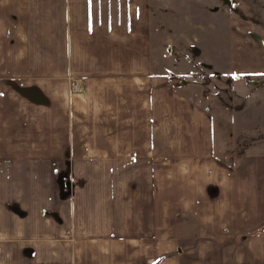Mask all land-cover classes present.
<instances>
[{"label": "crops", "instance_id": "crops-1", "mask_svg": "<svg viewBox=\"0 0 264 264\" xmlns=\"http://www.w3.org/2000/svg\"><path fill=\"white\" fill-rule=\"evenodd\" d=\"M243 16L221 0H0V264H153L186 222L220 264H264V148L238 154L221 134L234 120L178 84L264 73V29Z\"/></svg>", "mask_w": 264, "mask_h": 264}, {"label": "rangeland", "instance_id": "rangeland-1", "mask_svg": "<svg viewBox=\"0 0 264 264\" xmlns=\"http://www.w3.org/2000/svg\"><path fill=\"white\" fill-rule=\"evenodd\" d=\"M221 2L234 9L237 15H244V21L256 22L264 29L262 11L255 0H221ZM253 32L250 31L252 34ZM252 34L250 40L252 47L259 50L260 45L256 39H260L264 44V31ZM185 50L189 52L192 47L185 46ZM239 75V78L233 76L232 80L225 78L213 80L202 74L197 81L199 85L196 86H193L195 84L188 78H178L183 80L178 84L188 83L189 87L197 88L198 92L207 99L205 104L215 113L217 119L234 120V125L230 129L223 123L221 134H231L229 143L231 146H237L238 154L246 149L254 150L261 146L264 148V73ZM188 232L190 235H187ZM180 234H182L181 238L158 239L159 254L153 264H220L221 255L214 254L213 240L194 237L192 225H188V222L181 224ZM224 258L227 262H232L229 256ZM250 263L252 264V261Z\"/></svg>", "mask_w": 264, "mask_h": 264}, {"label": "water", "instance_id": "water-1", "mask_svg": "<svg viewBox=\"0 0 264 264\" xmlns=\"http://www.w3.org/2000/svg\"><path fill=\"white\" fill-rule=\"evenodd\" d=\"M23 92L27 93L28 96L32 97L33 99H37L39 98V94L37 93L36 90L34 89H30V90H23Z\"/></svg>", "mask_w": 264, "mask_h": 264}, {"label": "built area", "instance_id": "built-area-1", "mask_svg": "<svg viewBox=\"0 0 264 264\" xmlns=\"http://www.w3.org/2000/svg\"><path fill=\"white\" fill-rule=\"evenodd\" d=\"M182 81H183V80H179V79H178V82H182Z\"/></svg>", "mask_w": 264, "mask_h": 264}]
</instances>
